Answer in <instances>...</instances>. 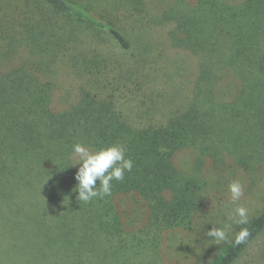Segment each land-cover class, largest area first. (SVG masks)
Returning <instances> with one entry per match:
<instances>
[{
    "label": "trees",
    "instance_id": "16d2710c",
    "mask_svg": "<svg viewBox=\"0 0 264 264\" xmlns=\"http://www.w3.org/2000/svg\"><path fill=\"white\" fill-rule=\"evenodd\" d=\"M170 49L198 57L193 77L169 75ZM62 78L75 98L58 108ZM77 143L125 146L111 195L77 200ZM187 149L209 180L182 177ZM261 172L264 0H0V264L154 263L163 235L201 230L213 195ZM240 227L246 244L201 246L196 264H236L264 208Z\"/></svg>",
    "mask_w": 264,
    "mask_h": 264
},
{
    "label": "rangeland",
    "instance_id": "374dc122",
    "mask_svg": "<svg viewBox=\"0 0 264 264\" xmlns=\"http://www.w3.org/2000/svg\"><path fill=\"white\" fill-rule=\"evenodd\" d=\"M171 0H167L170 2ZM239 2L241 0H233ZM96 11V9H95ZM98 11V10H97ZM100 15V11L97 12ZM86 33V31H85ZM96 37L93 39L96 43H100V46L106 45L113 49L115 52L120 51L117 44L106 34L100 32V34H95ZM170 49L166 51L168 54L167 60L169 61V75L171 77H176L179 74H189L194 76L196 72V65L198 62V57L187 54L186 52L173 51ZM100 54H106V51L100 48ZM121 54V53H120ZM126 61V60H125ZM186 65L187 67L182 66ZM178 67L180 70L178 71ZM187 70V71H186ZM181 78V75L178 79ZM63 79V78H62ZM64 81V79H63ZM65 82V81H64ZM62 83V82H61ZM64 85L63 90L58 93L57 97V107H65L72 99L75 98V93L73 89L67 86L66 82L62 83ZM198 157L194 149H187L179 153L176 158V166L182 173V177L201 178L202 180H209L207 174L204 175V171L200 172L198 168ZM203 177V178H202ZM235 179H239L244 184V196L241 198L240 204H243L249 209V220L256 216L264 208V172L258 173L253 177H247L243 174L240 176L230 179L228 184ZM197 180V179H196ZM228 184L224 188L213 195L210 207L206 213L202 216L201 230L194 232L185 231H173L167 235H163L159 241V257H152L154 263L151 264H196L197 255L201 251V246L204 251H209V256L211 257L215 252V247L213 241H210L209 237H206L207 231H209L213 226L221 224L225 221L226 206H230L228 197ZM126 213L129 212L133 207L139 205V199L137 196L129 195L121 199ZM147 216L143 215L139 218L137 223L132 226L131 231L138 236L140 234L139 229L145 226ZM213 225V226H212ZM240 226L233 225V229L229 234V240L234 237V234L238 231ZM204 235V236H203ZM264 234L250 247V249L243 255V257L236 264H264ZM160 259V261H159ZM156 260V261H155Z\"/></svg>",
    "mask_w": 264,
    "mask_h": 264
},
{
    "label": "clouds",
    "instance_id": "9594fccd",
    "mask_svg": "<svg viewBox=\"0 0 264 264\" xmlns=\"http://www.w3.org/2000/svg\"><path fill=\"white\" fill-rule=\"evenodd\" d=\"M126 148L122 144H114L98 150H90L84 145H73L72 155L76 160L74 166L79 165L74 179L77 181L75 192L78 201L88 203L93 199L111 195L112 182L122 181L125 172H130L133 167L131 159L126 158ZM97 181L99 185L97 186ZM244 184L235 179L228 184V197L230 206H226L225 221L223 226H213L205 232L206 237L215 245L229 242V234L235 226H245L249 223V209L240 204L244 196ZM251 232L248 227H240L234 234L235 246L248 242Z\"/></svg>",
    "mask_w": 264,
    "mask_h": 264
}]
</instances>
